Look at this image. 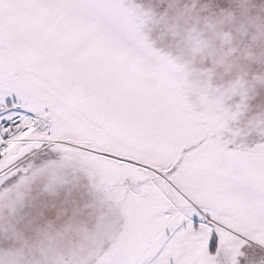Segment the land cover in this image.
Returning a JSON list of instances; mask_svg holds the SVG:
<instances>
[{
  "label": "snow or ice",
  "instance_id": "obj_1",
  "mask_svg": "<svg viewBox=\"0 0 264 264\" xmlns=\"http://www.w3.org/2000/svg\"><path fill=\"white\" fill-rule=\"evenodd\" d=\"M157 19L134 0H0V188L50 150L115 206L93 264H264V110L235 81L194 93L150 41Z\"/></svg>",
  "mask_w": 264,
  "mask_h": 264
},
{
  "label": "clouds",
  "instance_id": "obj_2",
  "mask_svg": "<svg viewBox=\"0 0 264 264\" xmlns=\"http://www.w3.org/2000/svg\"><path fill=\"white\" fill-rule=\"evenodd\" d=\"M157 24L174 42L169 53L188 66L194 93L206 87L224 89L235 81L251 100L258 89H264V2L230 0V7L214 11L200 0H168ZM193 34L204 41L199 52L189 44ZM207 62L216 64L214 83H210ZM70 171L60 166L59 159L49 160L35 165L27 182L18 179L0 188V237L7 238L9 230L14 237V252L0 249V264H9L10 259L15 264H93L101 243L111 238L109 229L117 222V214L115 206L91 186L90 199L67 218L61 211L53 221L18 227L19 213L33 191L56 196L69 182ZM54 174L64 182L53 184Z\"/></svg>",
  "mask_w": 264,
  "mask_h": 264
},
{
  "label": "rangeland",
  "instance_id": "obj_3",
  "mask_svg": "<svg viewBox=\"0 0 264 264\" xmlns=\"http://www.w3.org/2000/svg\"><path fill=\"white\" fill-rule=\"evenodd\" d=\"M158 30L153 26L149 33V39L153 42L154 47L169 52L174 42L170 36L163 35L162 32L158 34ZM249 103L253 112L264 110V89H258L257 94ZM56 159H59V154L43 150L42 153L32 158V162L37 165ZM67 179L69 182L59 188L56 196H49L47 193L34 190L31 198L19 213L18 227L31 228L37 224L53 221L61 211L64 213L63 218H67L74 208L87 203L90 199V184L86 175L80 171H70ZM88 219L90 223L94 222V216L88 217Z\"/></svg>",
  "mask_w": 264,
  "mask_h": 264
},
{
  "label": "trees",
  "instance_id": "obj_4",
  "mask_svg": "<svg viewBox=\"0 0 264 264\" xmlns=\"http://www.w3.org/2000/svg\"><path fill=\"white\" fill-rule=\"evenodd\" d=\"M168 0H134V3L141 5L146 10H151L156 18H159L164 14L167 8ZM264 2V0H257V3ZM200 3L208 4L209 7L214 11H219L221 9H226L230 7V0H200ZM155 26V29L158 30V34L160 32L163 33V27L160 24L150 25L146 31L148 35L151 31V28ZM157 26V27H156Z\"/></svg>",
  "mask_w": 264,
  "mask_h": 264
}]
</instances>
